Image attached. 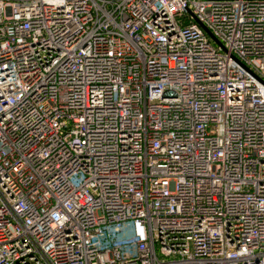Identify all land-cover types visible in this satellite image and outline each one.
<instances>
[{
	"label": "built area",
	"instance_id": "2783aa9c",
	"mask_svg": "<svg viewBox=\"0 0 264 264\" xmlns=\"http://www.w3.org/2000/svg\"><path fill=\"white\" fill-rule=\"evenodd\" d=\"M0 264H264V0H0Z\"/></svg>",
	"mask_w": 264,
	"mask_h": 264
}]
</instances>
